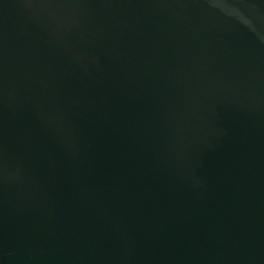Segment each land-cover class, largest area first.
I'll use <instances>...</instances> for the list:
<instances>
[{"label":"water","instance_id":"water-1","mask_svg":"<svg viewBox=\"0 0 264 264\" xmlns=\"http://www.w3.org/2000/svg\"><path fill=\"white\" fill-rule=\"evenodd\" d=\"M0 264H264V0H0Z\"/></svg>","mask_w":264,"mask_h":264}]
</instances>
